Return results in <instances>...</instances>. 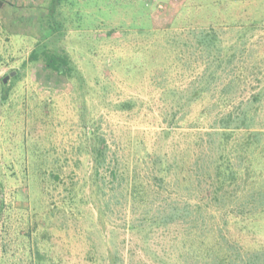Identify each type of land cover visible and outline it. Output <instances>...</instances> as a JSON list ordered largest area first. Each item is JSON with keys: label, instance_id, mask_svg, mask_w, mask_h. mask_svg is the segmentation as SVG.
Masks as SVG:
<instances>
[{"label": "rangeland", "instance_id": "rangeland-1", "mask_svg": "<svg viewBox=\"0 0 264 264\" xmlns=\"http://www.w3.org/2000/svg\"><path fill=\"white\" fill-rule=\"evenodd\" d=\"M1 1L0 264H199L184 224L136 226L146 210L203 198L195 241H214L220 230L241 249L263 253L264 0H61L53 14L61 29L45 39L50 0ZM199 27L213 34L208 48L197 42ZM39 40L40 54H68L71 76L44 68L42 55L29 60ZM244 110L248 127L229 131L218 147L217 118ZM94 126L107 153L95 176L86 139ZM221 150L242 174L225 203L220 195L209 201ZM161 169L195 191L163 184L140 203L125 195L122 179L156 190ZM37 177L48 181L36 211L66 195L63 182L82 187L73 213L51 210L45 229L27 199Z\"/></svg>", "mask_w": 264, "mask_h": 264}, {"label": "trees", "instance_id": "trees-1", "mask_svg": "<svg viewBox=\"0 0 264 264\" xmlns=\"http://www.w3.org/2000/svg\"><path fill=\"white\" fill-rule=\"evenodd\" d=\"M222 1V0H217ZM230 1V0H227ZM61 0H50L48 4V13L46 14V27L43 29V33L41 35V39L48 38L53 33L61 29V25L58 20H55L53 17L55 8L60 4ZM223 3L226 4V0H223ZM222 3V5H223ZM2 1L0 0V6L2 5ZM221 5V6H222ZM185 7V6H184ZM187 7V5H186ZM202 5L200 6L201 9ZM198 9V7L196 8ZM210 32L214 31L213 26H209ZM206 28L199 27L198 31L200 32L197 34V42L204 46L205 48H208V44L210 41L214 40V37H212L213 34L210 32H206ZM209 31V30H207ZM204 44V45H203ZM40 40L36 43V48H34L30 54H29V60L35 61L40 58V55H42L43 60V66L44 68L51 70L58 75H64L66 77H69L73 74L74 67L71 65L70 58L68 54L64 51H56L52 49H42L41 54L40 50ZM38 47V48H37ZM201 48V47H200ZM250 116L249 113H247L246 110L243 112L235 114L231 111H228L224 114H221L217 118V128L221 129L222 132L220 133V136H218L217 140L219 142L217 143L218 147H221L223 143L221 141L227 140L228 136H230L229 131H232L233 129H240L244 127H248L249 125ZM169 124L176 125L175 120L172 118L169 120ZM258 133H253L254 137ZM227 136V137H226ZM86 139L88 140L90 144V150H87L90 154V157L92 159V174L98 175L101 169L106 167V142L103 136L99 135L97 132V127L94 126L89 132L86 133ZM255 142V140H253ZM211 143V142H209ZM214 143L211 144L213 146ZM217 148V147H216ZM218 149V148H217ZM219 152L218 158L215 160V168H214V176L211 181V185L215 183V187L212 189V199L209 201H214L216 198L220 195V198L218 199V203H225L229 199H231L230 194L226 191L228 188L233 187L235 185L239 184V178L242 174H239L238 170L232 165L227 157H225V152L223 150L217 151ZM147 155V153L144 151L143 155ZM144 155V156H145ZM76 164V163H75ZM44 165H49V163H45ZM207 165L206 162L203 161L201 163L200 167H205ZM164 166V164H163ZM63 168V164L60 161L59 168ZM38 168L39 173L45 174V171L40 172V168L42 167H34ZM166 167L163 169L165 171ZM186 169H190L188 166ZM163 170L161 169V172L163 173ZM210 173V172H209ZM48 175L53 179V181L59 182V172L55 171L53 169L50 170ZM111 175L113 178L115 177V171L111 170ZM176 175V174H175ZM1 176V173H0ZM164 178H156L155 183H157V189L154 190V188L150 185H145L142 181L139 180L138 177H135L131 181H128L125 179H122L123 185L122 190L125 191V195H127L133 202H146L148 198L151 199V197L154 196L156 192H159V190L162 189L163 184L172 186L174 189L178 192V189L183 187V190L185 188H189L191 192L195 190H191L192 186H188L187 183L183 180H187L186 178H181L183 180H179L180 177L174 176L175 179L171 178L169 179L167 175L163 173ZM207 177H210L207 175ZM166 178V179H165ZM168 178V179H167ZM72 180V178H71ZM48 181L46 178H36L34 180H30V190L32 192V197H30V194L28 193L27 199L31 200L32 202V210L33 212L39 213V215L35 218L36 223L39 225L40 228L49 227L51 224H53L52 216L49 214L51 210H54L58 207H63L65 211L68 209L71 210L74 206H76L78 203H81V193H82V187L78 185L77 182L70 181L68 185H65L63 182L64 190L66 191V195L60 199L59 202L50 200L49 206L46 204H40L37 211L35 210L34 203L38 199V197L41 195V192L43 191V185L42 182ZM113 181V180H112ZM120 186V185H119ZM199 186V185H198ZM37 189V191H35ZM173 189V188H171ZM2 188L0 187V191ZM99 190V187L97 188ZM101 191V190H100ZM244 194V191H241L240 193L235 194L232 199H239V194ZM195 195H199L198 192L194 193ZM243 196V195H242ZM207 205L208 201L204 200H197V201H189L185 200L182 203H179L177 201L172 202L168 207L160 209L157 207L156 212L153 213L152 210H146L142 214L141 218H139V223L136 226V228L140 227L142 223H156L157 225H164L167 226L169 224H181L187 227L190 236L193 239V245L191 247L192 252H198V254L194 253V256L199 261V264L206 263V264H264V251L263 253H259L258 251H249L241 249L238 244H235L237 242L229 241L225 237L220 234V230H214L216 233L215 236H221L217 237L214 241H211V237L209 235L205 236L204 241H202V244L199 243L198 235H199V229L195 230L194 226L196 222L201 221L202 222V211L205 208H202V203ZM34 206V207H33ZM2 206L0 205V217L2 214ZM243 211H240L238 214H242ZM36 214V213H35ZM209 214V213H208ZM143 232V231H142ZM218 234V235H217ZM184 252V251H183ZM183 252L180 250V255L183 257ZM246 252H250V254L247 256ZM262 254V255H261ZM246 256V257H245Z\"/></svg>", "mask_w": 264, "mask_h": 264}, {"label": "water", "instance_id": "water-1", "mask_svg": "<svg viewBox=\"0 0 264 264\" xmlns=\"http://www.w3.org/2000/svg\"><path fill=\"white\" fill-rule=\"evenodd\" d=\"M14 73V71L12 72ZM8 75H6L4 78H3V81H5L7 79Z\"/></svg>", "mask_w": 264, "mask_h": 264}]
</instances>
